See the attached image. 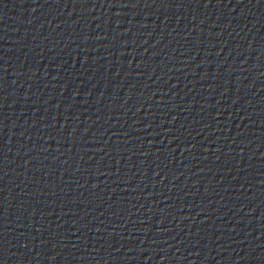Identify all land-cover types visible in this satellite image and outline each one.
I'll return each mask as SVG.
<instances>
[{"label":"water","instance_id":"95a60500","mask_svg":"<svg viewBox=\"0 0 264 264\" xmlns=\"http://www.w3.org/2000/svg\"><path fill=\"white\" fill-rule=\"evenodd\" d=\"M0 264H264V0H0Z\"/></svg>","mask_w":264,"mask_h":264}]
</instances>
